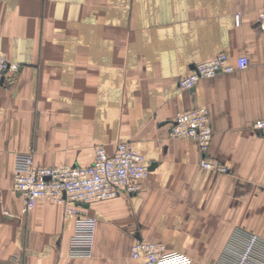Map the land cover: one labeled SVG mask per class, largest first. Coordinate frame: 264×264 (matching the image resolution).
<instances>
[{
	"label": "crops",
	"instance_id": "crops-1",
	"mask_svg": "<svg viewBox=\"0 0 264 264\" xmlns=\"http://www.w3.org/2000/svg\"><path fill=\"white\" fill-rule=\"evenodd\" d=\"M264 0H0V52L20 69L0 84V264H135L136 241L215 264L230 234L264 239ZM239 15V23L235 16ZM225 53L248 66L180 89L194 64ZM206 107L211 159L168 137L183 111ZM127 142L149 171L136 195L84 205L93 256H69L72 219L43 199L21 214L14 159L36 167L92 163Z\"/></svg>",
	"mask_w": 264,
	"mask_h": 264
},
{
	"label": "built area",
	"instance_id": "built-area-1",
	"mask_svg": "<svg viewBox=\"0 0 264 264\" xmlns=\"http://www.w3.org/2000/svg\"><path fill=\"white\" fill-rule=\"evenodd\" d=\"M239 18V15L235 16L236 24ZM256 25L264 35V9L257 15ZM248 64L245 56L231 63L227 54L219 53L194 64L177 85L182 90L188 89L200 80L243 70ZM19 69L17 64L8 61L0 52V84L4 79L10 80ZM251 128L264 137V119L254 121ZM168 137L196 142L201 153V169L219 174L229 173L226 166L208 156L212 129L206 107L177 113L168 123ZM148 171L149 164L145 157L127 142L118 143L112 154L101 146L97 147L92 163L86 166L36 167L33 154L22 152L15 155L12 188L21 197L20 212L23 215L32 212L40 199L62 205L65 216L73 221L69 256L88 259L93 256L97 222L84 213L83 206L122 195L138 194ZM130 254L135 264H192L184 253L166 251L160 244L150 241H136L131 246ZM14 262L19 264L17 259ZM215 264H264V239L235 229Z\"/></svg>",
	"mask_w": 264,
	"mask_h": 264
}]
</instances>
